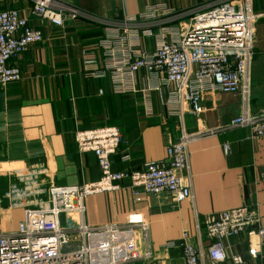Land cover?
Segmentation results:
<instances>
[{
	"label": "crops",
	"instance_id": "1",
	"mask_svg": "<svg viewBox=\"0 0 264 264\" xmlns=\"http://www.w3.org/2000/svg\"><path fill=\"white\" fill-rule=\"evenodd\" d=\"M107 23L77 19L54 27L31 14L32 0H0V12L17 10L42 32L43 41L31 46L15 63L18 83L0 88V221L11 230L23 218L36 192L49 185L76 187L98 180L100 173L91 154L79 155L75 130L116 126L122 144L113 158L115 171L139 170L148 161L167 162L166 148L179 140V124L169 114L167 90L144 71L134 79L133 91H113L107 70L93 77L107 63L100 42L118 33L126 17L135 19L127 37L151 53L161 40L174 41L198 13L221 2L244 0H57ZM255 21V48L251 67L252 113L264 110V0H246ZM147 12L153 15L147 17ZM147 31L151 36L146 35ZM158 88V89H156ZM102 92V93H101ZM101 93V94H100ZM197 116L188 111L183 123L188 134L218 131L240 113L237 95H205ZM237 129L203 134L189 141L186 183L191 198L175 205L170 196L145 197L136 203L126 188L84 201L85 223L90 227L124 225L130 219L148 224V238L135 233L124 264H185L182 238L205 248L203 220L210 214L248 207L258 209L264 220V139L246 140ZM228 144L226 156L222 145ZM127 157V159H124ZM8 194L9 198L5 197ZM5 214V215H3ZM64 219V218H63ZM5 227V228H4ZM245 233L225 241L228 253L243 257L244 264H261L248 255ZM148 252L149 258L144 256ZM202 264H209L204 260ZM220 264H229L224 262Z\"/></svg>",
	"mask_w": 264,
	"mask_h": 264
},
{
	"label": "built area",
	"instance_id": "2",
	"mask_svg": "<svg viewBox=\"0 0 264 264\" xmlns=\"http://www.w3.org/2000/svg\"><path fill=\"white\" fill-rule=\"evenodd\" d=\"M32 2L33 17L54 27H64L77 19L107 23L57 0ZM151 15L153 12L146 14L147 17ZM260 17L262 15L251 13L246 0L239 5L221 2L196 14L176 40H161L151 53L128 39L127 32L135 19L126 17L118 33L100 42L107 63L93 77L102 79L107 70L113 91L118 94L133 91L135 75L140 70L160 81L167 90L168 112L179 124V140L167 146L166 163L148 161L139 170L115 171L112 160L123 141L120 129L103 126L75 130L76 151L79 155L95 157L100 173L98 180L76 187L49 185L39 188L37 202L25 206L21 220L11 230L0 227V264L127 263L131 260L128 248L135 242V233L140 232L146 240L148 224L130 219L124 225L90 227L85 223L84 201L87 198L114 194L126 186L136 203L145 197L165 194L179 205L191 198L186 183V145L189 141L203 134L237 129L248 132L246 140L264 139V110L252 113L250 109L255 21ZM146 35L151 36V33L147 31ZM42 41V32L33 28L17 10L0 12L1 89L21 80L15 61ZM217 93L239 96V115L218 131L188 134L184 128V114L188 111L197 116L203 111L204 96ZM222 151L228 156L229 145L223 144ZM11 209L4 212L8 215L6 221ZM6 227L11 228L10 223ZM202 231L209 242L205 248L190 244L187 234L183 235L181 249L185 264H202L204 260L209 264H244L243 257L228 253L224 244L243 233L248 240V255L252 259L259 258L264 264V220L258 209L241 207L210 214L203 220ZM142 257L149 258V253L134 260Z\"/></svg>",
	"mask_w": 264,
	"mask_h": 264
},
{
	"label": "rangeland",
	"instance_id": "3",
	"mask_svg": "<svg viewBox=\"0 0 264 264\" xmlns=\"http://www.w3.org/2000/svg\"><path fill=\"white\" fill-rule=\"evenodd\" d=\"M116 127V126H115ZM118 128V127H117ZM121 131V130H120ZM3 224H4V226L6 227V225H7V221H3L2 222Z\"/></svg>",
	"mask_w": 264,
	"mask_h": 264
}]
</instances>
